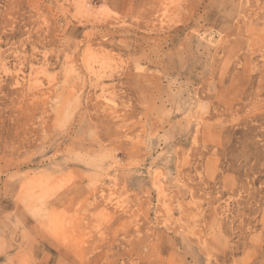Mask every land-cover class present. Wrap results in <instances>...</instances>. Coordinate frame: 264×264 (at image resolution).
Returning a JSON list of instances; mask_svg holds the SVG:
<instances>
[{
  "label": "rangeland",
  "instance_id": "obj_1",
  "mask_svg": "<svg viewBox=\"0 0 264 264\" xmlns=\"http://www.w3.org/2000/svg\"><path fill=\"white\" fill-rule=\"evenodd\" d=\"M0 264H264V0H0Z\"/></svg>",
  "mask_w": 264,
  "mask_h": 264
}]
</instances>
